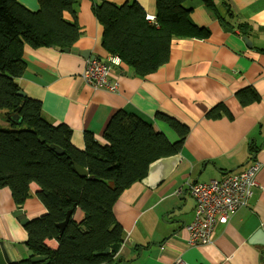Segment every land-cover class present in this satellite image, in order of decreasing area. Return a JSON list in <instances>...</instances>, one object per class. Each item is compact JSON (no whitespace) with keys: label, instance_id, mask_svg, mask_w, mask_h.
<instances>
[{"label":"crops","instance_id":"obj_1","mask_svg":"<svg viewBox=\"0 0 264 264\" xmlns=\"http://www.w3.org/2000/svg\"><path fill=\"white\" fill-rule=\"evenodd\" d=\"M102 1L78 3L82 36L76 51L26 46L27 68L18 83L28 97L41 101L48 121L72 129V144L79 150L85 149L87 131L103 142L105 127L120 110L140 116L171 140L174 135L160 124L158 114L189 128L174 172L163 182L147 177L134 184L115 204V216L126 233L115 259L122 257L120 264H174L176 259L188 264H264V244H260L264 241V0H213L224 16L225 6L230 5L235 18L227 16L228 26L214 10L195 3L191 19L209 36L174 39L169 62L145 79L112 70L111 81L119 85L116 92L94 89L81 77L90 61L83 54L96 55L100 61L112 57L102 47L104 29L94 14V6ZM105 1L138 3L148 17L157 15L155 0ZM20 3L31 11L40 8L38 0ZM64 17L73 19L70 13ZM239 24L249 27L247 36L241 34ZM121 66L116 68L122 70ZM246 88H253L260 101L243 106L236 94ZM220 104L229 116L208 118V112ZM254 161L262 169L248 204L217 228L211 245L190 247L185 227L194 219L196 203L189 185L243 172ZM37 190L32 188L31 197L19 209L10 189H0V241L25 246L28 235L14 213L24 211L29 221L44 215L47 211ZM82 218L77 211L74 219ZM259 232L262 238L252 242ZM47 245L58 248L55 240Z\"/></svg>","mask_w":264,"mask_h":264},{"label":"trees","instance_id":"obj_2","mask_svg":"<svg viewBox=\"0 0 264 264\" xmlns=\"http://www.w3.org/2000/svg\"><path fill=\"white\" fill-rule=\"evenodd\" d=\"M155 1L154 23L138 3L103 0L94 6L104 29L102 47L119 59L122 70L142 79L169 62L174 39L209 36L208 30L191 19L195 3L214 10L224 26H228L227 16L235 18L229 4L224 16L213 0ZM38 2L39 10L31 11L20 0H0V189H10L19 209L31 197L32 188L38 189L36 196L47 212L25 226L28 239L24 245L33 257H46L48 264H120L123 258L116 263L113 252L95 256L125 242L115 204L125 190L147 179L152 164L179 154L190 130L179 120L158 114L160 124L174 135L171 140L140 116L120 110L105 127L103 142L87 131L85 149L74 147L72 129L48 121L41 101L28 97L18 79L27 68L26 46L75 47L82 36L76 15L80 0ZM66 13L73 19L67 20ZM238 28L243 36L248 35L247 25ZM236 97L243 106L260 101L253 88L239 91ZM16 114L22 118L20 125L13 120ZM223 115L229 113L220 104L207 117L218 120ZM75 163L88 171V177L76 172ZM69 211L72 216L62 231L58 225ZM77 211L83 214L80 221L74 219ZM50 240L57 241L56 250L47 245ZM32 258L17 264H36Z\"/></svg>","mask_w":264,"mask_h":264},{"label":"built area","instance_id":"obj_3","mask_svg":"<svg viewBox=\"0 0 264 264\" xmlns=\"http://www.w3.org/2000/svg\"><path fill=\"white\" fill-rule=\"evenodd\" d=\"M155 22V17H148ZM109 66L103 61H88L81 77L94 89H106L116 92L118 83L111 81L112 67L119 65L118 58L111 57ZM262 164L254 161L243 172L226 175L221 180H211L206 183L189 185L190 194L195 200L194 219L186 225L188 245L198 247L211 245L217 228L229 223L233 215L248 204L257 183V176ZM174 264H188L182 259H176Z\"/></svg>","mask_w":264,"mask_h":264},{"label":"water","instance_id":"obj_4","mask_svg":"<svg viewBox=\"0 0 264 264\" xmlns=\"http://www.w3.org/2000/svg\"><path fill=\"white\" fill-rule=\"evenodd\" d=\"M228 31H230V29H228ZM245 41L250 47V41L247 38H245ZM55 49L61 51V49L58 47ZM73 50L76 51L75 48H73ZM63 51L68 52L69 50L65 49ZM83 56L85 58H88L90 61L96 60V55H93L91 53L83 54ZM103 62L105 64H107L108 66L110 64L106 60ZM112 69L118 75H127L129 77L135 76L134 72H127L126 73L120 69H117L116 67H112ZM13 120L18 125H20L22 123V118L18 114L13 116ZM181 160H182V156L180 154H177V155L169 157V158H164V159L158 160L157 162H155L154 164H152L150 166L148 177H150L153 181L155 179V180H158V182H163L174 172V170L180 164ZM74 167H75L76 172L81 177H88L89 174H88V171L86 169H84L83 167H81L80 165H78L76 163L74 164ZM14 216L18 218V220L20 221V223L24 227L30 222L28 219L25 218L24 211H22V210H19L16 213H14ZM71 216H72V211H69L67 213L66 220L63 223L58 225V227L62 231L64 230V228L68 224ZM262 236H263V234L261 232H259L256 235V237L253 239L252 242H254V240H257L258 237L262 238ZM255 243H259V242H255ZM260 244H264V241L260 242ZM121 249H122V244L113 245V246L107 248L104 252L95 253V256H98V255L106 256L112 252L118 256L120 254ZM24 253H26V254H24ZM32 257H33V255L28 251L26 246L14 245V244H11L8 242L0 241V264L22 263V262L26 261L28 258H32ZM119 261H120V257H118V259H117V262H119ZM31 262L36 263V264H48L49 260H47L46 257H33Z\"/></svg>","mask_w":264,"mask_h":264},{"label":"rangeland","instance_id":"obj_5","mask_svg":"<svg viewBox=\"0 0 264 264\" xmlns=\"http://www.w3.org/2000/svg\"><path fill=\"white\" fill-rule=\"evenodd\" d=\"M141 223H143V220H141Z\"/></svg>","mask_w":264,"mask_h":264}]
</instances>
